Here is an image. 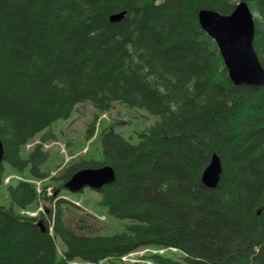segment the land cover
Listing matches in <instances>:
<instances>
[{"label":"trees","instance_id":"1","mask_svg":"<svg viewBox=\"0 0 264 264\" xmlns=\"http://www.w3.org/2000/svg\"><path fill=\"white\" fill-rule=\"evenodd\" d=\"M238 1L0 0V183L5 164L24 178L48 176L47 130L78 104L101 113L121 103L158 116L136 142L103 127L102 159L63 168L50 194L27 179L8 184L0 264H101L150 246L176 248L183 264H264V84H234L198 21L199 10L229 14ZM242 1L264 68V0ZM213 153L221 173L208 187L200 177ZM102 164L115 177L91 189V209L56 192L76 170ZM41 199L49 205L25 213ZM95 210L125 228L95 233L75 217L97 220Z\"/></svg>","mask_w":264,"mask_h":264},{"label":"rangeland","instance_id":"2","mask_svg":"<svg viewBox=\"0 0 264 264\" xmlns=\"http://www.w3.org/2000/svg\"><path fill=\"white\" fill-rule=\"evenodd\" d=\"M95 109L91 107L89 103L78 104L75 111H73L68 119H58L50 125L47 130V134L51 135L43 143V149L49 154L48 161L44 164L43 170L47 172V177L43 180H32L37 187L45 186L46 194L53 191V187L58 185V181H53L52 177H59L63 168L69 166L72 162H76L81 158L87 159H102V148L99 137V131L110 124L113 125L114 130L121 133L127 139L136 142L137 134L141 130L149 128L156 120L158 116L151 115L141 108H129L121 103H115L113 108L106 112V114L100 115L96 113L100 118L95 119ZM95 119V131L94 135H87L91 122ZM91 136V137H90ZM132 136V137H130ZM40 141V134L36 135L31 142L26 144L22 148V153L29 152L34 144ZM5 170L3 172L2 181L0 183V205L9 206L10 199L6 193V186L10 183H15L18 174L15 173L9 166L4 165ZM43 189V188H42ZM41 189V190H42ZM57 189V186H56ZM61 192V195L73 202L82 204L88 209H91L95 200L98 198L97 193L89 188H84L80 192L70 193L66 189H57L56 192ZM66 191V192H65ZM49 203L47 201L39 200L30 209L25 211H36L38 208L47 207ZM98 216L97 220L86 217L84 212H75L76 218H85L86 224L92 232L112 234L122 231L125 228L124 221H116L112 218L105 217L99 210H95ZM76 229L77 226H74ZM58 249L63 248V243L60 239H57ZM151 249H157V247L150 246ZM144 250V249H143ZM143 250H140L139 254L129 255L124 262L119 259H112L109 261H103L101 264H156L151 251H146V255L140 254ZM163 252V257H169L174 260L182 262L181 253L174 249L168 252L167 250L160 249ZM150 261V262H149ZM70 264H74L71 262Z\"/></svg>","mask_w":264,"mask_h":264},{"label":"water","instance_id":"3","mask_svg":"<svg viewBox=\"0 0 264 264\" xmlns=\"http://www.w3.org/2000/svg\"><path fill=\"white\" fill-rule=\"evenodd\" d=\"M123 14V11L113 13L109 16V20L118 21ZM198 21L201 28L216 42L228 75L234 84H264V68L252 45L253 16L244 1H239L229 14L201 9L198 11ZM3 158V145L0 140V163ZM220 173L219 157L213 153L201 173L200 180L208 187H215ZM114 177L112 167L103 164L75 171L63 185L71 192H76L85 186L99 189L109 184ZM41 228H43L42 225Z\"/></svg>","mask_w":264,"mask_h":264}]
</instances>
